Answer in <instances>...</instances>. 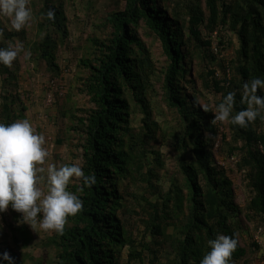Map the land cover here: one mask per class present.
Wrapping results in <instances>:
<instances>
[{"label": "trees", "instance_id": "16d2710c", "mask_svg": "<svg viewBox=\"0 0 264 264\" xmlns=\"http://www.w3.org/2000/svg\"><path fill=\"white\" fill-rule=\"evenodd\" d=\"M204 5L207 18L203 29L212 34L218 27H227L226 32H233L238 41L234 59L222 67L223 71L227 67L229 75L221 80L214 77V71H209L212 78L205 83L207 89L221 95L219 103L229 92L235 94L234 115L247 107L241 102L244 83L264 79V0H204ZM168 6L169 0H126L124 10L108 18L113 28L110 37L103 41L91 40L93 52L85 53L78 62L87 71L83 85L93 107L83 118L73 115L70 130L78 128L84 135L80 166L85 175H95L97 183L89 188L78 180L69 187L82 200L83 210L68 218L63 235L52 233L47 244L53 256L46 264H119L122 249L125 246L134 249L119 218L122 196L118 191L122 180L131 176L135 163L134 137L129 128L132 108L137 107L143 113L144 138L151 140L156 134L147 98L151 61L135 32L128 28L139 21L160 42L167 61L162 80L163 98L180 122L173 138L180 154L177 169L181 180L172 179L169 191L161 198L160 214L158 206H152L155 211L150 237L159 247L155 250L145 246V250L155 263L200 264L203 255L210 250L208 240L217 234L237 240L238 230L232 221L240 210L233 202L232 183L226 172L216 165L211 153V137L217 136L219 128L213 122L211 110L200 107L193 95L182 87L183 81L192 82L186 80L193 60L190 48L203 51L211 42L200 39L198 28L204 19L198 11L181 19L174 10L168 13ZM49 10L54 11V20L48 19ZM37 14L40 19L37 26L43 35L32 45V50L37 59L57 75V47L68 35L63 1L40 0ZM0 30H3L0 38L4 41L23 39L21 32L17 35ZM222 45L221 42L219 46ZM0 47H4V42H0ZM0 70L8 71L2 64ZM11 78L14 76L6 75L5 81ZM258 95H264V91ZM2 100L0 122L24 119L26 108L18 104L17 95H3ZM228 129V155H240L236 169L245 172L250 192L245 217L258 221L260 224L254 227H262L264 231V156L258 150V145L264 144V112L244 128L228 121ZM205 133L210 137H205ZM228 136L222 134L223 144H227ZM168 227L172 229L171 234H166ZM19 230L22 237L13 236L14 241L16 244L22 241L25 247L29 241L27 230ZM162 243H166V250L162 249ZM252 247L258 249L253 243ZM134 255H138L134 250L129 252V257L134 258ZM246 255V248L238 241L231 264H249L245 261ZM11 257L16 264H22L18 255Z\"/></svg>", "mask_w": 264, "mask_h": 264}, {"label": "rangeland", "instance_id": "374dc122", "mask_svg": "<svg viewBox=\"0 0 264 264\" xmlns=\"http://www.w3.org/2000/svg\"><path fill=\"white\" fill-rule=\"evenodd\" d=\"M65 25L68 35L59 43L56 51V64L59 72L55 75L50 72L44 62L37 59L32 50V45L37 43L43 34L39 33L38 8L40 0H31L32 19L29 24L17 32L11 28L10 18L0 15V28L16 33H23V39L15 38L13 41H4L0 38L4 48L23 45V51L13 62L11 68L0 70V106L3 95H17L18 104L25 106L24 119H28L37 134L45 136L44 147L49 152L48 164L56 166L72 165L80 166L81 149L84 135L81 130H70L73 125L71 120L75 115L83 118L85 113L92 108L89 97L84 91V80L87 71L78 62L85 57V53L93 52L91 40H106L113 32L108 22L110 15L121 12L125 8L126 0H62ZM174 10L181 19L188 18L189 13L198 11L204 22L198 29L200 39L209 40L211 46L203 51L189 50L192 57L190 75L182 82V87L202 108H209L213 114L220 101L221 95L214 93L205 87L207 80L212 78L209 71H214L216 79H223L224 65H228L234 59L238 49V41L233 32H226L227 27H218L212 34L204 30L207 10L204 0H169L168 13ZM187 24V23H186ZM135 32L144 49L146 56L151 61L152 75H149L147 86V98L151 110V120L156 125L155 138H144L145 126L143 113L139 108L131 109L129 115V128L131 135L135 163L132 166L131 176L122 180L118 191L122 196V210L119 218L126 231V235L133 242L134 249L125 246L119 254V264H162L155 263L145 250V246L157 250L159 246L151 242L150 224L153 221L154 209L161 213L162 196L170 189L172 179L178 181L181 177L178 173V159L180 154L175 147L174 136L180 128L178 115L167 107L164 100L162 80L167 66L166 57L158 39L139 21L136 26L128 27ZM214 33L216 35L214 36ZM223 36H222V35ZM20 36V37H21ZM223 43L220 53L214 54L212 44ZM30 53V56L27 55ZM223 67V68H222ZM6 75L14 76L11 81H5ZM211 76V77H210ZM50 99L51 103H48ZM215 124V123H214ZM216 125V124H215ZM218 128H223V133L211 137V153L217 166L223 169L232 183L233 202L239 208V215L233 219L232 224L238 230L237 240L240 246L246 248L245 261L249 264H264V256L258 257V252L264 249V231L262 242L255 243L251 237L258 223L253 218L245 217V207L250 199V192L246 186L245 172L237 170L239 154L228 155L229 129L228 121L220 122ZM222 134L228 136L227 144H223ZM205 137H210L205 133ZM231 144V143H230ZM232 145V144H231ZM81 167V166H80ZM73 179L70 186L77 184ZM22 215L9 207L4 213H0V249L2 253L7 251L10 256L18 255L22 264H46L53 256V250L48 246V239L52 233L45 232L36 225L34 229L26 223H22ZM154 222V221H153ZM12 228L15 229L12 231ZM21 228L26 229L28 244L23 247L22 241L15 243L14 237L21 238ZM262 228V227H261ZM168 227L166 234H171ZM160 240V239H158ZM252 243L258 245V249L252 247ZM162 249L166 250V243H162ZM161 249V250H162ZM134 250L138 255L129 257V252ZM45 256V258H44ZM163 252L161 258L163 260ZM171 257V256H170ZM153 262V263H152Z\"/></svg>", "mask_w": 264, "mask_h": 264}, {"label": "clouds", "instance_id": "9594fccd", "mask_svg": "<svg viewBox=\"0 0 264 264\" xmlns=\"http://www.w3.org/2000/svg\"><path fill=\"white\" fill-rule=\"evenodd\" d=\"M30 3L31 0H0V15L10 18L11 28L19 32L32 19ZM47 17L54 20V11L49 10ZM22 51L23 45L0 47V64L11 68ZM243 89L241 102L247 107L233 115L235 94L229 92L216 107L215 121H230L244 128L261 116L264 95L258 92L264 91V79L245 82ZM45 143V136L37 134L28 119L0 122V213L11 207L22 215L21 222L32 229L39 224L45 232L63 235L68 218L83 210L82 200L69 190L72 180H80L83 186L90 188L97 183V178L85 175L75 164L59 167L48 164ZM207 245L210 250L203 255L200 264H231L238 241L232 236L217 234ZM257 255L264 256V249ZM0 264H16V261L5 251L0 253Z\"/></svg>", "mask_w": 264, "mask_h": 264}, {"label": "built area", "instance_id": "2783aa9c", "mask_svg": "<svg viewBox=\"0 0 264 264\" xmlns=\"http://www.w3.org/2000/svg\"><path fill=\"white\" fill-rule=\"evenodd\" d=\"M215 35H216V33H214V36H215ZM222 47H223V46H218V45L215 43V44H212V47H211V48H212V50L214 51V52H213L214 54H218V53H220V48H222ZM225 75H226V76L229 75V71H228V70L225 71ZM48 103H51L50 99L48 100ZM213 122H214L216 125H219V123H220V122L215 121L214 119H213ZM219 131H220V133H223V128L220 127V128H219ZM258 150H259V152L261 153V155L264 156V144H259V145H258ZM262 235H263V229H262L261 227H259V228H257V229L254 231V233H253L251 239H252L255 243L260 244V243L262 242V240H261Z\"/></svg>", "mask_w": 264, "mask_h": 264}]
</instances>
